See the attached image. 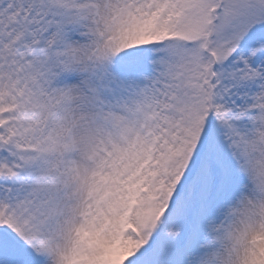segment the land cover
Returning <instances> with one entry per match:
<instances>
[{"label":"snow or ice","instance_id":"obj_1","mask_svg":"<svg viewBox=\"0 0 264 264\" xmlns=\"http://www.w3.org/2000/svg\"><path fill=\"white\" fill-rule=\"evenodd\" d=\"M0 264H264V0H0Z\"/></svg>","mask_w":264,"mask_h":264}]
</instances>
